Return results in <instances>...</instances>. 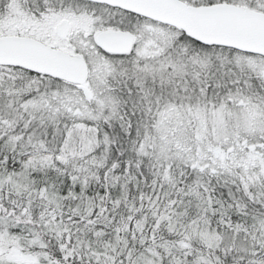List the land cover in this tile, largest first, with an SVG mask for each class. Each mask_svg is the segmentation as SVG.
<instances>
[{"label":"snow or ice","instance_id":"1","mask_svg":"<svg viewBox=\"0 0 264 264\" xmlns=\"http://www.w3.org/2000/svg\"><path fill=\"white\" fill-rule=\"evenodd\" d=\"M0 264H264V0H0Z\"/></svg>","mask_w":264,"mask_h":264}]
</instances>
